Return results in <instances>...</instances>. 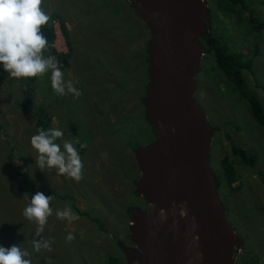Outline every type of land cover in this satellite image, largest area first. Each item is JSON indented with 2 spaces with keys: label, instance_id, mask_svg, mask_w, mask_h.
I'll return each instance as SVG.
<instances>
[{
  "label": "rangeland",
  "instance_id": "1",
  "mask_svg": "<svg viewBox=\"0 0 264 264\" xmlns=\"http://www.w3.org/2000/svg\"><path fill=\"white\" fill-rule=\"evenodd\" d=\"M125 1L44 0L42 4L50 16L48 24L56 31L53 46L60 51H67V44L52 14H60L66 22L72 49L67 65L60 61L59 65L65 80L79 82L75 83L82 92L79 98L56 94L50 72L16 79L5 71L0 78V245L19 244L29 251L32 264H106L108 256L123 257L119 245L129 244L127 209L145 205L135 191L140 170L133 150L155 139L142 106L149 83L150 33L130 0ZM206 3L211 16L209 33L242 61H252V72L243 68L241 74L264 107V30L249 18L254 15L264 23V0H245V9L234 8L228 0ZM201 44L204 52L195 94L213 127L209 154L220 182L218 193L228 209L227 220L243 240V248L234 251L235 262L264 264V131L248 104L230 92L206 41ZM48 51L44 50L45 57L55 56ZM26 102L32 104L30 111L21 107ZM38 113L49 117L48 130L63 131V138L55 141L61 148L64 140L78 141L75 147L85 145L79 154L84 165L79 182L58 175L56 169L37 167L30 138L38 134ZM231 143L252 153L254 165L233 155ZM225 156L238 173V182L231 186L224 176ZM37 191L54 197L50 202L53 215L41 234L54 241L51 252L34 250L32 239L38 225L22 215ZM65 206L79 219L71 223L58 219L55 210ZM69 232L75 236L71 242L66 240Z\"/></svg>",
  "mask_w": 264,
  "mask_h": 264
},
{
  "label": "water",
  "instance_id": "2",
  "mask_svg": "<svg viewBox=\"0 0 264 264\" xmlns=\"http://www.w3.org/2000/svg\"><path fill=\"white\" fill-rule=\"evenodd\" d=\"M147 26L149 83L145 118L155 139L133 150L135 191L124 264H235L242 240L227 220L209 150L213 138L195 98L199 38L211 21L206 0H130ZM163 210V211H161Z\"/></svg>",
  "mask_w": 264,
  "mask_h": 264
},
{
  "label": "clouds",
  "instance_id": "3",
  "mask_svg": "<svg viewBox=\"0 0 264 264\" xmlns=\"http://www.w3.org/2000/svg\"><path fill=\"white\" fill-rule=\"evenodd\" d=\"M43 2L44 0H0V65L9 78L16 79L43 76L50 72L51 88L56 94L63 96L71 93L79 98L82 92L75 87V83L79 82L65 80L56 57L43 55L48 47V40L42 34L41 27L50 20L42 7ZM63 136L60 129H39L38 134L30 138V144L36 151V165L41 171L56 169L58 175L79 182L83 178L84 165L75 147L78 141L64 140L62 150L61 145L55 141ZM84 146L80 145L81 148ZM53 199L52 195L37 191L22 211L28 221L38 225L32 239L36 252L41 249L52 251L54 241L44 239L41 234L48 218L53 215V208L50 207ZM55 216L69 223L79 219L70 206L56 209ZM74 239L73 233L69 232L66 240L71 242ZM29 256V251L22 249L19 244L10 247L0 245V264H32L31 259L27 258Z\"/></svg>",
  "mask_w": 264,
  "mask_h": 264
},
{
  "label": "trees",
  "instance_id": "4",
  "mask_svg": "<svg viewBox=\"0 0 264 264\" xmlns=\"http://www.w3.org/2000/svg\"><path fill=\"white\" fill-rule=\"evenodd\" d=\"M228 2L234 8L237 5H240V7L243 9L246 8L245 0H228ZM238 12H240V10H238ZM52 15H53V19H56L59 21L61 33H62V35L66 41V44L68 46H70L69 34L67 32L68 28L65 26L66 22H65L64 18H61L60 14H58V13H53ZM250 15H252L251 12H249V16ZM249 18L252 22H254V26L256 28H261L264 30V23L262 21H260L256 16L252 15ZM41 32L48 40V47H47L49 49L48 54L49 55H55L56 58L58 59V61L63 62L64 64L67 65L68 58H69V55L71 53L72 47L70 46V51L66 52V53L57 51L55 46H53V43L55 42V39H56V31H55L52 23L51 24L47 23L46 25L42 26ZM201 40H205L207 45H208V49L210 51H212L214 59H215V63H216L215 65L217 67V70H219V72H221L223 74L226 84L228 83L230 85V88H229L230 92L238 93L240 95V97L248 104L249 109H250L251 113L253 114L255 120L262 127V129L264 131V107L262 105V102L255 94H253L252 92H250L247 89L245 79L241 74V69H243V68L252 72V68H251L252 67L251 66L252 61H250V60L242 61L240 55L237 52L229 50L226 47H224L223 45H221V43H218V39L216 37L212 36L210 33H208L207 36L200 38V41ZM147 63H148V58H147ZM147 68H148V66H147ZM4 75H5V70L3 69V66L0 65V78L3 77ZM148 80H149V75H148ZM147 85H148V83L146 84V87H147ZM144 94H145V91H144ZM31 96L32 97H29V99L32 98V101H33L34 96L33 95H31ZM27 103L29 104V102H27ZM142 106L144 108L143 98H142ZM21 107L26 111H30V109L25 104ZM144 116H145V109H144ZM145 120H146V118H145ZM146 122H147V120H146ZM47 124H49V118L44 119L41 117H37V119L35 121L36 131L38 132L39 129H44L46 131V129L48 127ZM0 129H1V124H0ZM70 129L75 131L73 125L70 126ZM74 135H76V132L74 133ZM225 136L228 139H230L229 134H225ZM230 147H231L232 154L237 155L244 164L249 165V166L254 165L255 158H254V155L252 153L247 152L246 150L242 149L241 147H239L233 143H231ZM76 148H77L79 154L82 153L83 149L81 147H76ZM222 165L224 168V176L226 178V181H227L228 185L231 186L235 181H237V178H238L237 170L235 169L233 161L228 159L227 156L223 157ZM215 177H216V175H215ZM216 181H217V188H219L218 185L220 182L218 181V177H216ZM263 181H264V178H263ZM218 191H219V189H218ZM224 206H225V204H224ZM136 208H137L136 206H130L129 209H127V211L131 212ZM225 209H226V212L228 214V209L226 206H225ZM91 220L96 221V222L98 221L96 218H91ZM98 225L101 229H104L103 225H101V224H98ZM243 246H242V248H243ZM234 260H236L235 257H234ZM106 264H124V260H123V257L119 258L117 256H108V260H107ZM235 264H246V262L245 263L242 261L238 262V263L235 262Z\"/></svg>",
  "mask_w": 264,
  "mask_h": 264
},
{
  "label": "crops",
  "instance_id": "5",
  "mask_svg": "<svg viewBox=\"0 0 264 264\" xmlns=\"http://www.w3.org/2000/svg\"><path fill=\"white\" fill-rule=\"evenodd\" d=\"M122 1H124V2L126 3L125 0H122ZM124 2H123V4H124L125 7H126V4H125ZM125 7H123V8L125 9ZM55 40H56V39H55ZM55 48H56V47H55ZM71 49H72V48H71ZM57 51H59V52H64V53L69 52V51H70V46L67 45V51H64V50H61V51H60V50H57ZM55 57H56V56H55ZM65 65H66V64H65ZM31 95H33V93H30V96H31ZM33 96H34V95H33ZM28 105L31 106L32 104H28V103L26 102V106H27V107H29ZM38 117H41V118H44V119L49 118L48 116H44V115H42V114H40V113H38ZM49 120H50V119H49ZM48 125H49V124H47V126H48ZM74 129L76 130V128H74ZM47 130H48V127H47L46 131H47ZM74 132H75V131L72 130V134H73ZM74 136L76 137L77 134L74 135ZM237 182H238V181H237ZM237 182H236V183H237Z\"/></svg>",
  "mask_w": 264,
  "mask_h": 264
},
{
  "label": "bare ground",
  "instance_id": "6",
  "mask_svg": "<svg viewBox=\"0 0 264 264\" xmlns=\"http://www.w3.org/2000/svg\"><path fill=\"white\" fill-rule=\"evenodd\" d=\"M207 29H208V27H207ZM208 33H209V30H208ZM208 35V34H207ZM206 35V36H207ZM199 40H200V38H199ZM199 42H201V41H199ZM202 47H203V45H201ZM204 49V48H203ZM201 58H202V55H201ZM201 58H200V60H199V65H198V71H199V66H200V61H201ZM198 71H197V73H198ZM197 73H196V75H197ZM196 75H195V79H196V82H197V78H196ZM195 98H196V94H195ZM196 100H197V98H196ZM199 103V102H198ZM200 105V104H199ZM201 106V105H200ZM202 108V107H201ZM205 112V111H204ZM205 115H206V113H205ZM207 117V116H206ZM209 161H210V154H209ZM215 179H216V177H215ZM216 183H217V181H216ZM217 191H218V188H217ZM219 192V191H218ZM224 206V205H223ZM137 209H143V208H137ZM224 210H225V214L227 213L226 212V209H225V206H224ZM235 230V229H234ZM236 232V231H235ZM237 233V232H236ZM238 235V234H237ZM239 236V235H238ZM241 238V237H240ZM241 240H242V238H241ZM242 242H243V240H242ZM242 245H243V243H242ZM233 258H234V255H233Z\"/></svg>",
  "mask_w": 264,
  "mask_h": 264
},
{
  "label": "flooded vegetation",
  "instance_id": "7",
  "mask_svg": "<svg viewBox=\"0 0 264 264\" xmlns=\"http://www.w3.org/2000/svg\"><path fill=\"white\" fill-rule=\"evenodd\" d=\"M200 41V40H199ZM201 43V42H200ZM202 45V44H201ZM151 127V126H150ZM152 128V127H151ZM152 130H153V128H152ZM153 132H154V135H155V131L153 130ZM156 136V135H155ZM144 207V206H143ZM137 208H141V207H137ZM136 208V209H137ZM135 210V209H134ZM129 244H130V242H129ZM129 244H127V245H129ZM235 257V256H234Z\"/></svg>",
  "mask_w": 264,
  "mask_h": 264
}]
</instances>
